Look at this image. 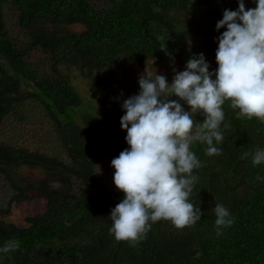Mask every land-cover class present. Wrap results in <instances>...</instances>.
<instances>
[{
  "label": "trees",
  "instance_id": "trees-1",
  "mask_svg": "<svg viewBox=\"0 0 264 264\" xmlns=\"http://www.w3.org/2000/svg\"><path fill=\"white\" fill-rule=\"evenodd\" d=\"M255 6L245 0L246 10ZM236 8L237 0H0V125L17 118L34 131L30 145L0 142V246L13 244L0 264H264V163L252 164L264 149V121L226 101L220 154L190 141L201 166L189 201L201 219L183 229L159 220L138 241L118 242L108 216L123 193L110 164L128 147L126 131L95 113L94 100L85 102L69 81L73 71L102 76L124 63L184 69L199 53L214 70L215 39L224 31L215 24ZM192 119L196 132L204 116ZM70 178L80 181L81 195H72ZM31 196L45 201L41 214L23 225L7 219ZM216 204L233 221L219 235Z\"/></svg>",
  "mask_w": 264,
  "mask_h": 264
},
{
  "label": "clouds",
  "instance_id": "clouds-1",
  "mask_svg": "<svg viewBox=\"0 0 264 264\" xmlns=\"http://www.w3.org/2000/svg\"><path fill=\"white\" fill-rule=\"evenodd\" d=\"M252 2L256 6L246 10L245 0H237V8L225 9L216 22L215 30L224 31L215 39L214 70L203 53L193 54L184 70L172 68L171 83L164 75L153 79L146 73L138 78V93L123 100L120 127L128 147L110 164L114 186L123 193L108 216L116 241L134 243L159 220L183 229L201 219V209L189 201L197 180L193 170L201 166L190 141L206 144L209 156L220 154L216 145L223 140L226 101L241 115L264 121V0ZM196 112L204 119L193 132ZM262 163L264 149H257L252 164ZM213 212L219 235V227L233 221L222 204ZM12 247L5 243L0 254Z\"/></svg>",
  "mask_w": 264,
  "mask_h": 264
},
{
  "label": "rangeland",
  "instance_id": "rangeland-1",
  "mask_svg": "<svg viewBox=\"0 0 264 264\" xmlns=\"http://www.w3.org/2000/svg\"><path fill=\"white\" fill-rule=\"evenodd\" d=\"M71 30L74 33H81L83 31L81 26H75ZM39 55V53H34L33 57L38 58ZM70 68H72V66ZM173 69L176 71L184 70L183 68ZM173 69L166 70L153 65L145 66L144 69H138L132 64L129 65L128 63H124L121 66H117V68L112 67L104 72L102 76L93 75L92 77H85L78 71H73L69 74V81L76 92L84 98L85 102L90 103L91 99L94 100L91 107H93L95 113L110 121L119 122L121 116L124 114L121 109L123 100H119V104L114 106L111 103L115 98L122 96L128 98L137 94L139 91L138 78L146 73L153 79L155 78V74L164 75L167 81L171 83L174 76ZM30 117V115L23 114L24 120H27ZM16 119L11 118L7 120L4 127L0 125V142L13 141L16 144L17 138L19 143L21 142L22 144L30 145V137L34 131L24 122L18 124ZM23 174L27 177L30 176L31 179L40 180L42 178L44 181L50 180L47 175H41V173L36 170H26ZM100 174L104 175L106 173L105 171L100 170ZM2 181L4 180L0 177L1 185H3ZM69 183L73 189L72 195H81L83 189L80 181L75 178H70ZM57 186L58 188L60 187L56 184V187ZM45 206L46 203L44 200L31 196L27 202L15 206L12 209L11 215L8 216L7 219L13 221L15 224L23 225L26 218L41 214Z\"/></svg>",
  "mask_w": 264,
  "mask_h": 264
},
{
  "label": "water",
  "instance_id": "water-1",
  "mask_svg": "<svg viewBox=\"0 0 264 264\" xmlns=\"http://www.w3.org/2000/svg\"><path fill=\"white\" fill-rule=\"evenodd\" d=\"M262 181H264V179H262Z\"/></svg>",
  "mask_w": 264,
  "mask_h": 264
}]
</instances>
